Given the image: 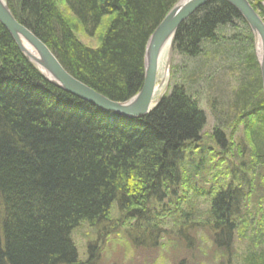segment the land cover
Here are the masks:
<instances>
[{
    "label": "trees",
    "instance_id": "1",
    "mask_svg": "<svg viewBox=\"0 0 264 264\" xmlns=\"http://www.w3.org/2000/svg\"><path fill=\"white\" fill-rule=\"evenodd\" d=\"M179 1L8 4L72 76L127 102L142 89L150 36ZM249 1L264 21V0ZM237 22L249 31L241 42L231 37ZM103 26L96 48L77 36L92 37ZM174 53L183 64L175 67L171 93L147 116L122 119L50 83L0 22V264H80L73 231L113 221L134 246H159L163 237L152 235L162 231L168 245L198 250L218 264H264L263 233L248 228L263 190L238 188L264 170V97L254 35L237 9L214 1L180 26ZM215 63L240 72L226 103L210 93L218 81L211 73ZM204 91L216 123L210 132H204L207 114L197 100ZM123 242L131 251L132 244ZM88 251L93 259L94 249Z\"/></svg>",
    "mask_w": 264,
    "mask_h": 264
},
{
    "label": "water",
    "instance_id": "2",
    "mask_svg": "<svg viewBox=\"0 0 264 264\" xmlns=\"http://www.w3.org/2000/svg\"><path fill=\"white\" fill-rule=\"evenodd\" d=\"M185 1L183 4L181 2ZM214 1H225L235 7L259 42L262 58L259 60L264 92V22L254 11L248 0H181L167 14L148 40L146 47V70L141 91L131 100L118 103L94 91L88 85L72 76L58 61L51 50L32 31L20 24L12 14L8 0H0V22L8 30L19 49L54 86L112 115L135 119L152 112L160 100L155 99L160 52L169 41V59L172 58L173 41L180 26L199 9ZM24 42L33 48L39 59L27 53ZM46 72L49 76H47Z\"/></svg>",
    "mask_w": 264,
    "mask_h": 264
},
{
    "label": "rangeland",
    "instance_id": "3",
    "mask_svg": "<svg viewBox=\"0 0 264 264\" xmlns=\"http://www.w3.org/2000/svg\"><path fill=\"white\" fill-rule=\"evenodd\" d=\"M81 29V28H80ZM104 26L101 29L93 34L92 37L85 35L83 32H77V36L79 40L85 44L86 46L96 48L99 45V36L100 32H102ZM79 30V29H78ZM255 50L256 52V40H255ZM168 53L163 58L162 63L160 64V68L157 75V83H156V92L155 99H161L164 96L171 93L173 85L175 84L172 73H170L169 68H167L166 59H168ZM257 59L258 52L256 54ZM183 64V58L174 53L172 58V69ZM217 64H214V69L211 72L213 76V72L215 77L213 79H217V85L214 91L209 92L212 94V97H218L222 95V100L226 102L229 99H233V93L237 91L239 83L234 81V77L239 75V71H230L227 66L225 68L219 67L217 70ZM249 80H245L246 83ZM243 89V88H242ZM224 97V98H223ZM202 106V110L205 111L207 117L210 121L207 132L211 131V119L212 115L210 113V108L208 104L207 94L204 91V98L197 99ZM111 217H117V211H111ZM115 219V218H110ZM121 224L113 221L112 224L106 222L105 224L92 227L89 224H82L77 229H75L72 233V238L75 243L80 263L88 264L90 258L88 248L92 247L94 249V256L92 262L90 264H179L184 261L186 264H218L216 260L212 258V256L208 258H204L201 256L200 252L197 250V253L191 254L188 252L183 245L177 244L176 246L168 245L167 239L160 240L159 246L153 247L152 242L147 241H139L138 245L134 246L128 237H126V233L124 229L118 227ZM144 233H141L143 235ZM128 243H131L132 250L129 251V246L126 247L123 240ZM146 243V244H145ZM180 243V242H177ZM206 254L204 253V256ZM191 256H194V259H190ZM198 260V261H197ZM188 261V262H187Z\"/></svg>",
    "mask_w": 264,
    "mask_h": 264
},
{
    "label": "bare ground",
    "instance_id": "4",
    "mask_svg": "<svg viewBox=\"0 0 264 264\" xmlns=\"http://www.w3.org/2000/svg\"><path fill=\"white\" fill-rule=\"evenodd\" d=\"M249 1V0H248ZM185 1L181 2V4H183ZM250 3V1H249ZM251 5V3H250ZM252 6V5H251ZM235 8V7H234ZM236 9V8H235ZM254 9V8H253ZM255 11V10H254ZM256 12V11H255ZM257 13V12H256ZM258 14V13H257ZM259 15V14H258ZM242 16V15H241ZM244 19V18H243ZM245 20V19H244ZM251 33H253L251 27L249 24H247ZM233 28H234V31H233V34H231V37L235 40V41H244V39H247L248 38V35H249V31L247 28H245L244 26H242L240 23H236V24H233ZM176 36V35H175ZM151 37V36H150ZM255 38V37H254ZM175 39V38H174ZM256 40V39H255ZM256 43H257V40H256ZM173 44H174V41H173ZM170 42L168 41L165 46L163 47L162 51L160 52V57H159V61H158V71H159V68H160V64L162 63L163 61V58L166 56L168 50H169V46H170ZM24 47L27 51V53L30 55L31 58H33L34 60L35 59H39L38 58V55L36 53V51L31 48L27 43L24 42ZM147 47V46H146ZM257 52H258V57H259V60L262 58V52H261V47L259 45V42L257 43ZM52 52V51H51ZM256 50H255V54H257ZM24 54V53H23ZM145 54H146V51H145ZM25 55V54H24ZM26 56V55H25ZM257 56V55H256ZM59 61V60H58ZM60 62V61H59ZM166 63H167V68H169L170 70V73H173L176 71L175 68H174V71L172 69V60L169 59V54H168V59H166ZM61 64V63H60ZM62 65V64H61ZM144 65H145V70H146V58L144 59ZM217 70L219 68H216ZM47 76H49L46 72H44ZM261 77V84H262V90H263V80H262V76ZM157 83V82H156ZM156 83H155V89H156ZM91 88V87H90ZM94 90V89H93ZM95 91V90H94ZM141 91V90H140ZM157 91V90H156ZM97 92V91H96ZM99 93V92H98ZM156 95H157V92H156ZM263 96H264V92H263ZM134 98V97H133ZM111 100V99H110ZM113 101V100H112ZM114 102H118V101H114ZM118 103H125V102H118ZM222 103H225V101L223 100ZM157 107V106H156ZM200 109H203L201 105H199ZM151 113V112H150ZM115 117H120V116H116ZM122 119H128V120H134V119H129V118H124L123 116L120 117ZM135 119H141V118H135ZM212 119H211V123H212ZM209 124H210V121L208 119V117H206V121H205V125H204V132H206L208 130V127H209ZM216 123L215 121H213L212 123V126H211V131L212 129L215 127ZM231 131H228V133H230ZM238 132V131H237ZM208 135V134H207ZM205 162H207V160H205ZM182 168L181 167H178V170H181ZM183 173H185V171L183 170ZM183 173L181 172L180 174V177H179V180H180V184L186 186L187 184V179L185 178V176L183 175ZM242 184V183H241ZM254 187H258V190H263V192L257 194L259 195L258 196V202H257V206H256V210H255V207H252L251 208V211H249L251 213V215H257V216H253V220L256 221H249V224H248V228L249 230L251 229H254L255 226H257L261 231H259L260 233H263V236H264V170H260L259 173H258V179L252 183H245L243 185H240L238 188L239 189H242V190H250V189H253ZM158 206V203H154V205L151 207V211H153L156 207ZM148 219V216L145 218V220L147 221ZM254 231H252L253 233ZM238 235V233L235 235V237ZM167 235L162 232V231H159L156 235L153 234L152 235V238L153 239H156V238H159V237H163L162 239H165L164 237H166ZM233 236V235H232ZM212 238V237H211ZM260 238V237H259ZM257 238L256 241L259 239ZM232 239V237H231ZM260 242H263L264 243V237L259 239ZM204 242L206 244H210V241L205 238L204 239ZM90 258V257H88ZM94 259V258H93ZM93 259H89V261L87 262L88 264H90L92 262ZM95 260V259H94ZM80 264H85V263H80Z\"/></svg>",
    "mask_w": 264,
    "mask_h": 264
}]
</instances>
